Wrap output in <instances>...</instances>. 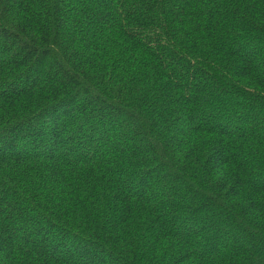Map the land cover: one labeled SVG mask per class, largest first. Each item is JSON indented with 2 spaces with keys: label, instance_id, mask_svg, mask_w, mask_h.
<instances>
[{
  "label": "trees",
  "instance_id": "obj_1",
  "mask_svg": "<svg viewBox=\"0 0 264 264\" xmlns=\"http://www.w3.org/2000/svg\"><path fill=\"white\" fill-rule=\"evenodd\" d=\"M0 264H264V0H0Z\"/></svg>",
  "mask_w": 264,
  "mask_h": 264
}]
</instances>
